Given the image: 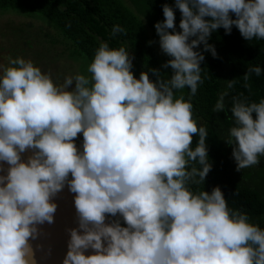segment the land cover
Listing matches in <instances>:
<instances>
[{
    "label": "clouds",
    "instance_id": "obj_1",
    "mask_svg": "<svg viewBox=\"0 0 264 264\" xmlns=\"http://www.w3.org/2000/svg\"><path fill=\"white\" fill-rule=\"evenodd\" d=\"M175 7L179 32L167 3L154 24L169 57L161 65L172 70L167 78L157 68L136 78L128 50L107 41L89 76H67L61 85L31 60L0 64V264H35L30 241L39 225L54 222L53 197L65 185L75 194L77 227L66 229L62 264H264V229L230 209L218 186L191 188L212 167L207 129L192 115L191 98L204 82V55L194 49L202 44L215 58L211 33L230 34L233 25L247 41L264 40V0H175ZM124 33L111 29L112 37ZM262 71L249 66L243 86ZM236 83L228 80L227 89ZM185 88L187 100L176 95ZM228 95H219L213 112L225 111ZM230 112L224 141L241 171L264 156V98L232 96ZM80 133L82 150L74 143ZM106 214L117 219L106 223Z\"/></svg>",
    "mask_w": 264,
    "mask_h": 264
},
{
    "label": "trees",
    "instance_id": "obj_2",
    "mask_svg": "<svg viewBox=\"0 0 264 264\" xmlns=\"http://www.w3.org/2000/svg\"><path fill=\"white\" fill-rule=\"evenodd\" d=\"M165 3L173 8L175 31L179 32L181 13L175 7V0H0V12L22 11L20 14L47 24L53 32L45 35H49L52 43L65 46L66 56L79 63L85 76L90 75L87 66L99 43L107 41L110 48L128 50L132 58L131 71L136 78L149 68L159 69L167 78L172 70L161 65L169 57L161 51L154 27L157 21L164 20L162 6ZM230 15L235 18L234 14ZM114 25L124 28L125 33L112 37ZM208 43L214 46L217 55L214 58L211 52L204 51L202 44L194 49L204 55L201 62L204 82L198 86L191 103L193 119L208 132L206 147L212 167L203 184L191 185V188L210 192L218 186L230 209L242 211L250 222L264 229V156L259 158V164L237 171L232 148L224 141L234 123L230 112L232 96L242 95L248 102L257 103L264 98V71L259 77L252 74L249 87L243 86V74L249 66L259 65L264 69V40L247 41L233 25L230 34L222 27L212 32ZM149 76L155 80L151 72ZM230 79L237 83L227 89ZM225 91L229 93L224 101L225 111L213 112L219 95ZM176 95H183L187 100L189 89L180 90ZM197 140L194 135L193 146ZM120 223L124 226L122 218Z\"/></svg>",
    "mask_w": 264,
    "mask_h": 264
},
{
    "label": "rangeland",
    "instance_id": "obj_3",
    "mask_svg": "<svg viewBox=\"0 0 264 264\" xmlns=\"http://www.w3.org/2000/svg\"><path fill=\"white\" fill-rule=\"evenodd\" d=\"M20 13L22 11L0 12V64H7L8 57L31 60L42 72L49 73L57 85L63 84L67 76L84 74L79 63L66 56L65 46L52 43L49 35H45L52 33L53 29L39 19L33 20ZM27 22L30 23L26 26ZM82 141L80 133L74 140L80 150Z\"/></svg>",
    "mask_w": 264,
    "mask_h": 264
},
{
    "label": "water",
    "instance_id": "obj_4",
    "mask_svg": "<svg viewBox=\"0 0 264 264\" xmlns=\"http://www.w3.org/2000/svg\"><path fill=\"white\" fill-rule=\"evenodd\" d=\"M30 150L21 154V159H27ZM3 163V162H0ZM6 169L7 164H3ZM3 174V173H0ZM74 193L68 190L67 185L62 191L53 197L57 205L52 224L44 223L38 226V235L30 243L34 250L35 264H62L63 258L67 252L68 233L67 228L77 227L76 210L74 207ZM109 217L106 215V220ZM92 249L85 250V255L93 252Z\"/></svg>",
    "mask_w": 264,
    "mask_h": 264
}]
</instances>
